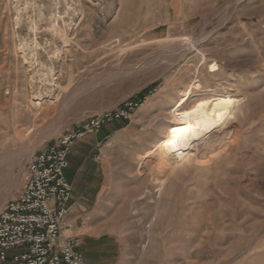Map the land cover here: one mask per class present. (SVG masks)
Masks as SVG:
<instances>
[{
	"label": "rangeland",
	"instance_id": "rangeland-1",
	"mask_svg": "<svg viewBox=\"0 0 264 264\" xmlns=\"http://www.w3.org/2000/svg\"><path fill=\"white\" fill-rule=\"evenodd\" d=\"M184 37L204 63L171 55ZM195 78L189 104L244 99L234 138L167 176L158 146ZM122 112L73 146L66 171L75 198L90 195L80 224L106 236L115 264H264V0H0V153L23 150L0 177V212L43 146Z\"/></svg>",
	"mask_w": 264,
	"mask_h": 264
},
{
	"label": "built area",
	"instance_id": "built-area-1",
	"mask_svg": "<svg viewBox=\"0 0 264 264\" xmlns=\"http://www.w3.org/2000/svg\"><path fill=\"white\" fill-rule=\"evenodd\" d=\"M123 118L124 112L89 118L32 157L21 191L0 212V264H85L78 239L64 234L73 205L69 156L77 142Z\"/></svg>",
	"mask_w": 264,
	"mask_h": 264
},
{
	"label": "bare ground",
	"instance_id": "bare-ground-1",
	"mask_svg": "<svg viewBox=\"0 0 264 264\" xmlns=\"http://www.w3.org/2000/svg\"><path fill=\"white\" fill-rule=\"evenodd\" d=\"M59 32L62 37H68L63 31L60 30ZM195 40L188 37L179 39L178 44L170 52L171 55L182 57L187 52H196L203 56L204 63L206 57L199 48L200 40ZM218 71L217 64L208 67L209 73ZM196 80L197 78L186 87L170 108L171 116L176 123L180 122L181 124L173 128L165 142L158 146L162 161L167 166H163V172L167 176H171L178 167L185 166L190 160H193L196 165H203L214 150L225 147L234 138L232 126L237 119L236 113L240 110L244 99L211 91L193 104H189L193 93L198 91ZM48 127L40 136L41 138L39 137L37 145H41L44 140L55 134L54 127L49 129ZM22 153V149L0 153V170H2L0 177L5 175L6 167L15 163Z\"/></svg>",
	"mask_w": 264,
	"mask_h": 264
},
{
	"label": "crops",
	"instance_id": "crops-1",
	"mask_svg": "<svg viewBox=\"0 0 264 264\" xmlns=\"http://www.w3.org/2000/svg\"><path fill=\"white\" fill-rule=\"evenodd\" d=\"M70 158H71V153L69 156V168H70ZM89 198L90 195L86 194L83 198L80 197L76 199L73 190V202H72L73 205L70 214L64 220V229H65L64 234L65 236L78 239L79 241L78 250L83 254L85 264H91V260H93L94 253L97 255V260L98 259L100 260V264H115L116 257L114 253L110 254L111 249L113 250V248L110 242H108V240H105L106 236L97 233L96 228L92 227V230H90L89 227H86V225L82 226L79 222V214H80L79 211L80 209L83 208L82 205L83 206L86 205V202ZM81 246L84 248V251L80 250Z\"/></svg>",
	"mask_w": 264,
	"mask_h": 264
},
{
	"label": "trees",
	"instance_id": "trees-1",
	"mask_svg": "<svg viewBox=\"0 0 264 264\" xmlns=\"http://www.w3.org/2000/svg\"><path fill=\"white\" fill-rule=\"evenodd\" d=\"M141 98H144V95H143V96H140V99H141Z\"/></svg>",
	"mask_w": 264,
	"mask_h": 264
}]
</instances>
